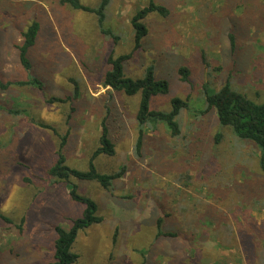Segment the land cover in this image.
Returning a JSON list of instances; mask_svg holds the SVG:
<instances>
[{"label": "rangeland", "instance_id": "rangeland-1", "mask_svg": "<svg viewBox=\"0 0 264 264\" xmlns=\"http://www.w3.org/2000/svg\"><path fill=\"white\" fill-rule=\"evenodd\" d=\"M79 2L97 9L101 0ZM153 2L168 15L145 17L147 35L135 49L130 21L149 0H110L102 28L94 15L59 0H0V83L8 85L0 87V216L10 220L0 218V264L52 261L54 227L68 229L83 208L48 170L65 137V165L86 171L105 118L115 156H98L94 166L100 174L126 171L110 190L69 180L102 218L78 233L74 264H264L259 153L221 128L202 101L204 87L217 90L229 81L264 102V0ZM33 22L39 31L26 71L17 47ZM111 55L129 56L124 72L131 79L153 67L169 83L167 95L151 99V110L167 112L171 99L187 100L178 137L160 124L147 128L136 155L139 95L102 86ZM180 68L189 72L186 82ZM32 78L41 90L15 85ZM74 84L79 96L72 104L46 103L71 96Z\"/></svg>", "mask_w": 264, "mask_h": 264}, {"label": "trees", "instance_id": "trees-1", "mask_svg": "<svg viewBox=\"0 0 264 264\" xmlns=\"http://www.w3.org/2000/svg\"><path fill=\"white\" fill-rule=\"evenodd\" d=\"M60 4L67 6L75 11H82L92 14L97 17V24L100 28L103 26L104 9L107 7L110 0H101L97 9L80 4L79 0H59ZM151 13H156L161 17H167L168 11L165 7L155 4L153 0H149L146 7L136 12L132 17L130 24L134 32L135 49L140 47V41L147 35V29L143 24L145 17ZM39 31V24L33 22L25 32L21 34L22 43L17 47L19 52V61L21 66L27 71L31 69V63L28 59V52L34 46L36 36ZM104 34L108 32L103 31ZM233 41L232 36L230 37ZM129 56H119L114 58L112 55L108 57L107 64L109 70L104 74L102 86L109 88L116 93H122L127 97L139 95L137 110L135 114V123L137 128V138L134 145V151L139 156L142 139L145 129L154 127L158 124L162 125L171 137H178L180 134V126L177 121L178 116L183 110L188 109L187 100L179 98L171 99L170 110L167 112L154 111L150 108L151 99L159 95H167L169 93V83L164 79H157L154 74L153 67H148L143 73V76L138 79H131L125 75L124 62ZM179 74L182 81L186 82L189 72L186 68H180ZM16 86H32L42 89V84L37 79H30L27 82H16ZM8 86V85H6ZM6 86L0 83L1 88ZM205 111L213 112L216 116L217 123L221 128H227L231 133L242 141L251 142L259 153L258 168L264 175V102H255L247 98L244 94L232 88L229 81H226L219 89L211 90L207 87L203 88ZM79 96V89L76 84L71 96L66 98H48L47 104H72ZM202 104V103H201ZM16 114L19 112H15ZM40 127L54 131L49 126L39 124ZM98 138V146L93 152L88 161L86 171H78L70 169L65 165V158L62 155V148L66 143V138L60 140L59 150L56 152V161L49 168L48 175L55 178L58 182H66L68 185V195L70 199L82 206L80 217L71 220V225L68 229H63L60 226L54 227L55 240L53 242V256L49 264H74L78 255L72 252V247L76 241L79 232L85 229L98 225L102 222V218L96 215V204L88 197L81 196L77 192V187L69 183L71 178L83 182L97 183L104 190H110L112 182L120 179L125 174V167H122L119 172L107 175L97 172L94 166V159L98 156H115V146L111 141V127L106 122V118L102 121ZM221 134L216 135V140L219 142ZM0 218L10 223V220L0 216ZM161 220H157V237L162 235L160 230Z\"/></svg>", "mask_w": 264, "mask_h": 264}]
</instances>
